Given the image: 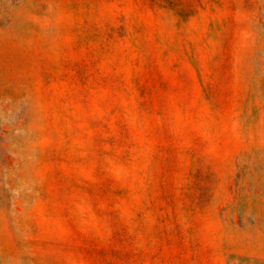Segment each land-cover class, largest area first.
Instances as JSON below:
<instances>
[{
	"label": "rangeland",
	"instance_id": "1",
	"mask_svg": "<svg viewBox=\"0 0 264 264\" xmlns=\"http://www.w3.org/2000/svg\"><path fill=\"white\" fill-rule=\"evenodd\" d=\"M0 264H264V0H0Z\"/></svg>",
	"mask_w": 264,
	"mask_h": 264
}]
</instances>
